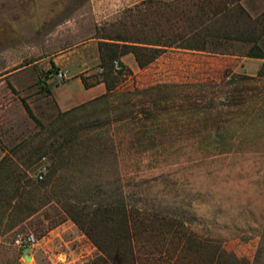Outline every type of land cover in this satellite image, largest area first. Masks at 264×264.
<instances>
[{"label": "rangeland", "instance_id": "1", "mask_svg": "<svg viewBox=\"0 0 264 264\" xmlns=\"http://www.w3.org/2000/svg\"><path fill=\"white\" fill-rule=\"evenodd\" d=\"M94 14L90 0H0V154L7 161L0 181L10 190V176L20 177V186L28 191L21 189L17 204L39 208L0 240V264H89L99 254L87 236L67 243L83 233L54 202L52 191L34 198L28 193L31 185L46 179L66 134L61 130V111L49 97L51 87L64 82L53 58L67 50H77L79 60L96 56L99 40L94 37L107 22L96 23ZM260 47L264 51V39ZM250 48L234 43L229 51L246 54ZM204 64L203 73L189 64L185 82H138L135 77L122 81L120 92L169 84L205 86L208 93H199L207 96L199 110L166 115L142 142L144 127L137 125L133 146L148 155L137 156L134 162L123 160L122 181L111 188H122L133 209L163 211L184 219L191 232L221 242L238 259L264 264V65L251 77L213 74L212 61L205 59ZM101 73L93 67L90 77ZM198 89L173 91L196 94ZM22 98L42 126L28 115ZM174 103L180 104L181 98ZM115 104L102 102L87 108L79 113L80 122L107 123L104 129L121 136L128 128L108 123ZM106 166L79 161L63 171L59 183L67 181V196L79 195L86 184L104 180ZM41 173L43 180H39ZM48 198L51 202L44 205ZM29 232L39 244L21 254L13 245L14 237ZM51 237L54 241L46 244ZM148 247L139 250L142 264H172L169 255L152 254L153 246Z\"/></svg>", "mask_w": 264, "mask_h": 264}, {"label": "trees", "instance_id": "2", "mask_svg": "<svg viewBox=\"0 0 264 264\" xmlns=\"http://www.w3.org/2000/svg\"><path fill=\"white\" fill-rule=\"evenodd\" d=\"M242 2L148 0L125 9L114 22L97 28L94 38L99 40V69L103 71L92 76V81L84 76L82 79L86 88L104 83L107 93L60 113L61 130L66 134L56 150L57 157L46 179L38 185L30 184L28 192L34 198L41 192L52 191L54 202L98 249V256L89 264H142L139 250L148 245L153 246L152 254L159 251L169 255L172 264H249L228 253L221 242L204 239L191 232L184 219L163 211L133 209L122 188L120 191L111 188L122 181L123 160L134 162L137 156L148 155V152H138L133 146L137 125L144 127L143 137L140 138L142 142L143 138H148L150 128L166 115L174 111L188 113L199 110L200 103L207 99L206 95L200 96L199 93H208L205 86L169 84L120 92L119 85L132 74L121 58L133 54L139 67L145 68L169 49L231 53L229 48L234 43H245L251 45L246 53L248 57L264 59V51L260 47L264 39V13L253 18ZM115 61L121 63L122 70L119 72L114 69ZM188 87L199 89L196 94L173 91ZM10 88L16 93L12 85ZM177 98H181L180 104L174 103ZM21 101L28 115L42 126L27 100L22 98ZM102 102L108 105L116 103L112 110L113 119L108 123H122L128 128L127 132L115 135L109 128L104 129L107 123L96 121L94 125H88L80 122V112ZM79 161L84 164L97 161L109 166L107 176L104 180L86 184L79 195L67 196L70 191L67 181H59L64 177L63 171ZM6 162V158L0 161L1 177ZM9 180L13 184L10 190L0 181V240L39 211V208L24 209L17 204V197L23 196L22 179L11 175ZM23 189L24 193L28 191ZM50 202L48 198L44 205ZM6 220L15 221L11 225L8 222L5 224ZM149 242L158 244H145Z\"/></svg>", "mask_w": 264, "mask_h": 264}, {"label": "crops", "instance_id": "3", "mask_svg": "<svg viewBox=\"0 0 264 264\" xmlns=\"http://www.w3.org/2000/svg\"><path fill=\"white\" fill-rule=\"evenodd\" d=\"M143 1L148 0H90L95 15V22H108L117 14L127 8H132ZM158 1V0H156ZM170 1V0H164ZM245 9L253 17L257 18L264 13V0H243ZM77 50H67L58 53L53 58L54 65L66 74L63 83L52 86L49 91V97L57 109L61 112L69 111L82 104L93 101L107 93V87L104 83L86 88L82 77H87L91 81L90 73L93 67L99 69L100 54L94 58L79 60L76 56ZM205 59L212 61V73L222 75L224 73H239L246 76L255 77L261 71L264 65V59L251 58L246 54L236 53H207L199 51H187L178 49H169L162 53L154 62L145 68H140L133 54H128L121 58L126 69L131 70L127 81L131 78H137L138 82H185L187 80L188 65H195V69L203 73ZM230 79V75L226 77ZM1 161V154H0ZM65 225V224H64ZM61 225V227H64ZM75 227L73 224L71 226ZM64 231H66L64 227ZM71 238V237H70ZM55 237H51L45 242L50 244ZM85 235H77L67 243H76L84 241Z\"/></svg>", "mask_w": 264, "mask_h": 264}, {"label": "built area", "instance_id": "4", "mask_svg": "<svg viewBox=\"0 0 264 264\" xmlns=\"http://www.w3.org/2000/svg\"><path fill=\"white\" fill-rule=\"evenodd\" d=\"M114 69L116 72H119L122 70V66L119 61L114 62ZM101 70L103 71V69ZM58 77L64 80L66 78V74L63 72H60ZM43 179H44V174L41 173L39 175V180H43ZM38 244H39L38 237L34 233H31V232L17 233L13 241L14 247H16L19 251H22V252L29 251Z\"/></svg>", "mask_w": 264, "mask_h": 264}, {"label": "water", "instance_id": "5", "mask_svg": "<svg viewBox=\"0 0 264 264\" xmlns=\"http://www.w3.org/2000/svg\"><path fill=\"white\" fill-rule=\"evenodd\" d=\"M27 259H30V257H29V256H27Z\"/></svg>", "mask_w": 264, "mask_h": 264}]
</instances>
